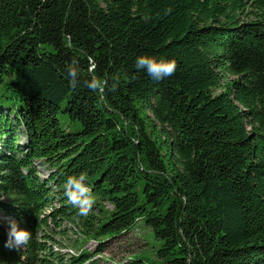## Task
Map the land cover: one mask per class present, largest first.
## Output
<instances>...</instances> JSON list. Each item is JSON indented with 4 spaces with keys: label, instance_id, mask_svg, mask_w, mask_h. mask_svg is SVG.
<instances>
[{
    "label": "trees",
    "instance_id": "1",
    "mask_svg": "<svg viewBox=\"0 0 264 264\" xmlns=\"http://www.w3.org/2000/svg\"><path fill=\"white\" fill-rule=\"evenodd\" d=\"M140 55L175 73L152 80ZM81 172L85 216L64 195ZM0 198V264H93L138 220L155 259L118 264H264V0H0ZM7 218L31 232L20 249Z\"/></svg>",
    "mask_w": 264,
    "mask_h": 264
},
{
    "label": "clouds",
    "instance_id": "2",
    "mask_svg": "<svg viewBox=\"0 0 264 264\" xmlns=\"http://www.w3.org/2000/svg\"><path fill=\"white\" fill-rule=\"evenodd\" d=\"M88 61L89 78L84 81L85 86L89 91L99 93L102 98L105 94L106 88L109 87L108 81L106 79L102 80L94 75L93 73L96 72L97 68L96 62L92 57H88ZM176 67L177 65L174 58L168 59L163 56L157 58L155 56L140 55L135 59V68L137 70H143L152 80L157 82L173 75ZM67 75L70 86L76 88L80 83V69L79 61L75 58L67 68ZM117 83L118 81L114 82L111 90H116ZM86 181L87 173L81 172L77 175L69 176L64 184V195L68 202L77 209V214L80 216L89 214L94 204L91 188ZM7 223L8 231L5 247H8L9 249H20L22 246L27 245L31 239V232L20 227L14 218H7Z\"/></svg>",
    "mask_w": 264,
    "mask_h": 264
},
{
    "label": "rangeland",
    "instance_id": "3",
    "mask_svg": "<svg viewBox=\"0 0 264 264\" xmlns=\"http://www.w3.org/2000/svg\"><path fill=\"white\" fill-rule=\"evenodd\" d=\"M41 172L46 174V171L43 169H41ZM106 206L109 207L108 204ZM71 229L69 235L74 239L79 234L76 233V227L72 226ZM56 240L60 242V245H57V247L62 252L70 251V254L77 252L76 248L70 246L71 241L69 238L63 239L58 234L56 235ZM96 245L97 242L87 239L81 246L91 252L96 249ZM158 245L159 242L154 239L151 229L145 226L142 220H138L125 234L108 239L105 242L103 250L100 253H96L92 258L95 260L93 264H118L131 256L155 259V249Z\"/></svg>",
    "mask_w": 264,
    "mask_h": 264
}]
</instances>
